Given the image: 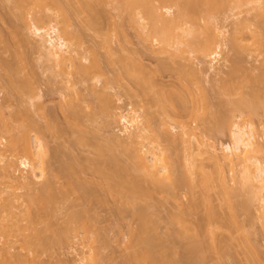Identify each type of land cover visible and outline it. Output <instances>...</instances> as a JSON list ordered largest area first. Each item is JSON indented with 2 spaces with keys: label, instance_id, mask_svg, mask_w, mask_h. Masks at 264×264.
Instances as JSON below:
<instances>
[{
  "label": "rangeland",
  "instance_id": "obj_1",
  "mask_svg": "<svg viewBox=\"0 0 264 264\" xmlns=\"http://www.w3.org/2000/svg\"><path fill=\"white\" fill-rule=\"evenodd\" d=\"M2 1L4 0H0V5L5 2ZM108 3L106 4L104 1L103 4V2H101V7L99 5V9H102L100 14L102 13L103 17L101 18L99 15V20L97 18V21L94 19V21H96L94 24V21L92 20V26L84 24L89 17L88 12L84 11L78 15L72 14L70 19L71 26L68 27V29L73 31L76 30L80 34V36H78V38L80 37L78 40L80 45L77 47L72 46V49H75L76 51L74 56L79 58L85 65L89 64V60L90 62L91 60L93 62V59H97L100 62L101 68H98V71L97 69L93 70L92 68V74L93 72L95 73L92 77V89H95L106 96L108 107L107 113L100 110V101L93 91L91 93L89 83L79 81V78L76 75H56L60 67H54V61H46L38 51L36 52L35 41L28 33L26 26L20 22L19 15L16 16L18 11L14 12L10 10L9 12L8 9L6 11L1 7L2 5L0 6V223L2 224L0 230L5 227L4 225L9 224L7 228H4V230L6 229L4 232L3 230L0 231V264H8V262H10L9 264H15L18 262L19 257L16 262L14 261L15 259L13 260L15 253L17 256L19 254L22 255L26 262L28 259H30L29 261L31 262L33 261L31 259H34L35 264H124L128 250L130 252L129 245H131L134 240L132 235L136 231L134 233L132 232L137 229L136 226H138L139 223L138 208L147 206L146 204L151 207L148 206L150 208L148 217L153 221H151L152 223L149 228L154 225L151 229L154 228V231L157 233V237L155 235L154 238H156H153L154 240L152 242L154 243L152 245H155L154 254L157 259H173L172 261L177 259V261H180V263L178 261L177 264H196L197 262L199 263L200 260H202L201 264H264V220L261 216L264 213V209L260 208V202L257 201V197L264 198V189L260 190V186H258L260 183L257 181H254L252 188L250 187L251 185L248 187L246 184L244 185L246 186L244 188L242 185L244 180L240 181V179H242L240 174L242 171L240 160L238 161L234 159L230 164H227L222 160L221 152L223 147L231 142L228 122L222 126L224 130L220 133H215L213 130H208L207 132L206 129H203L202 131V128H204V126L206 127L208 123L212 127L214 125L216 127L217 122L218 125L221 123H219L220 121H218L213 113H207L203 105L201 108V104L198 103L199 101H196V96L198 95L197 92L194 91V95L197 94L196 96L193 95L194 100L196 99V103H193L194 105L191 113L189 112L188 115L184 114L185 116L181 114L182 116L180 115L178 118L173 119L175 120L173 122H190L192 127H195V124H201L200 126L198 125L200 128L196 130V137L184 135L182 138L184 141L186 139H188V142L191 141L192 148L189 149L186 147L187 141L186 143H181L180 140L177 139L174 145L160 143V146L156 149L155 147L152 148L153 141L155 140L154 138L147 139L146 136H144L143 139H139L142 145H145V148H147L149 144H152L147 149L151 147L149 150L151 151V149H153L152 151L162 159L158 166H168V171L172 172V175L168 178L169 180H175L176 178H178L179 181L184 180V183L181 182L183 183L181 184L182 186L179 185L180 182H177L179 188L177 186V190H175L176 193H173L174 195L176 194L175 196L173 195L171 197L163 191L154 192L152 190H148L149 197L144 199L130 198L125 193L118 195L114 189L107 188V180L94 171L93 164L92 168L91 166L89 167L86 165V161H88L87 159L92 158L95 161L101 162L108 158V154L98 153L97 148L99 146H103V148L108 146L107 148H110L111 152L121 161L127 160L128 148L130 146L126 144L129 140L127 139L126 142L124 128L117 121L120 114L130 112L129 104H131L132 110L137 112L136 115L139 114L142 121L148 118L147 108L143 99L141 97L138 98L133 95H128L126 90L128 80L125 73L124 58L126 56V51L128 50L127 40L129 39L132 42V48L134 51L140 48V44L135 31H131L129 28L127 29L128 24L124 19L125 16L124 18H120V16L118 17L117 13L119 11H117L116 8H113L114 5L112 3L113 6L110 2ZM6 6L4 4L5 8H7ZM30 8H27L26 11L29 12ZM53 8L50 6V10L46 11L52 19L49 20L50 22H47V20L45 22V20H43V24L42 22L39 24L41 28L47 29L52 24L57 26L58 29L62 27L61 22V24H58L59 19L57 20L58 16ZM250 8L252 9L250 5L243 6L238 15L235 14L236 12L225 13L223 14L224 16L222 15L223 17L219 16V19H215V22L212 23L213 32L217 36L216 40L220 45V55L218 56V61H216L215 66H220V68L223 66L222 68H225L224 64L225 66L226 64L228 65L225 60L228 59L227 57L230 55L232 56V54L229 53V47L226 46L229 44L227 41L230 40L229 37L232 35L231 32L232 30H235L234 28H236V24L239 21L243 20L245 23H251V21H253V18L251 19L250 17H254V13L258 12V10L256 9L257 11L254 12V10H251ZM100 10L97 9L96 11L98 12ZM104 12L105 14H103ZM27 13L25 14L27 15ZM29 13L28 15L31 17L33 10H31L30 14ZM14 16L18 17V19L14 18ZM30 17H28V19ZM33 19L34 18L31 20ZM120 26H123L121 27L122 31L123 28H125L124 38L119 32L121 31V28L119 29ZM14 28L15 31L18 29L22 34L27 35L30 43L27 44L24 42L25 45H22L21 41L23 43V40L19 42V39L14 36L18 34H15V31V33L12 32ZM20 32L19 35L21 34ZM11 33H14V35L12 34L13 37L11 36ZM248 34L249 32H247V35L244 34L241 40L242 44L247 46L246 51L243 54V60L240 58V65L243 66L241 67V70L244 68L242 71H244L243 73L245 74L250 70V72L253 70V73H257L262 63L264 64L263 50L256 42V38L250 37L251 35ZM75 43V45H77L76 40ZM232 57L233 59L235 58V56ZM82 58H87V60L84 61ZM174 61L186 63L183 59L179 61L178 58H175ZM5 63L11 65L13 69L18 66V68H20V65L21 67L22 65L25 67L26 71L22 70V67V71L19 73L21 74L22 72L24 77L25 75L29 76L26 78L35 79V83H33V79L31 81L33 83V93L35 94H32L30 89L29 92L28 86L25 83L27 81L22 82L25 78L21 76L22 74L20 75L21 78L18 73L17 75L22 79L19 80L21 82H19L20 86L22 88L24 87L22 90H24L25 93H23V91L21 92L20 86L18 91L20 90L19 92L21 93H17V89H14L13 92L11 91V88V92L9 93L11 95L7 93L9 92V87H6L7 80L3 71V64ZM143 63L150 68L154 67L155 64L153 61L147 59H145ZM206 66V64H201V67L203 68ZM245 69H247V71ZM67 70L70 71V69ZM27 71L29 74L32 73L33 77L32 74L29 75ZM243 73L241 74L243 75ZM201 76L203 87L211 90L212 85L215 84L214 81L212 84L213 76L210 73L205 72V70L201 73ZM19 77L16 79H19ZM174 77L176 76H173V78ZM64 79H68L71 82L65 84L63 81ZM168 79V77H164L163 80L166 81ZM27 84L29 85V83ZM259 88L262 99L261 101H264V82ZM209 91L207 92L209 93ZM5 94H8V96ZM33 95L34 99H29V97H33ZM5 96L9 98L6 99ZM217 97L219 98L220 96ZM218 98H213L212 100L213 104H216L217 106V110L213 111H216L218 115L227 114L229 117L230 115L232 117V112H228V108H230L228 107L229 105H224V107L222 105L227 97L221 96V98H219L222 99L221 101ZM70 100L73 101L75 105H78V108L76 107V110L78 109V111L75 117H72L64 106L65 102ZM217 101L221 102L222 106H218L219 103ZM33 103L35 104L33 105ZM25 107L33 113V117H31V115L29 116L30 112L23 109ZM19 110H25V112L23 111V115L22 111ZM38 110L40 111V114ZM18 112H20L21 115H18ZM259 112H261V114ZM259 112V116L258 114L256 115L257 117L250 116L252 119L249 120L253 127L252 130L254 129L255 141L259 147V151H257L258 148H252L247 155L264 164V113H262L261 110H259ZM41 113H44L43 117H41ZM234 114L236 115L237 113L233 112V115ZM27 115L30 118L25 117ZM156 115L159 116V113H156ZM242 116L245 115L243 114ZM233 118L232 120L235 121ZM247 118L249 119V117ZM29 119L33 122V128L28 125L30 123ZM241 119L242 118L238 119L236 122L239 123L240 126L244 123V125H246L248 121H243ZM73 122L75 123L73 124ZM4 125L6 128L9 127V133H4ZM164 126L168 130H171L169 123ZM171 131L175 138H178V129ZM198 131L202 133L199 135ZM15 137H17L19 142H27L29 147H31L30 150H32V152L37 148V140L38 142L40 141L42 146H44V153L46 155V158L45 155L44 158L47 160H45L47 168L44 167V175H41L38 171H34L37 174L35 175L36 177L39 175V179H35L36 177L33 178L34 175L32 176L29 169L26 170L20 167L19 161L26 156L22 153L24 151H21L22 143H20V145L16 142L17 139ZM114 137L124 139L123 142H120L124 144L117 145V142H114ZM10 139H13V142L18 143V146L15 144L16 149L13 148L12 150L8 147L10 146ZM23 139L24 141H21ZM78 139L80 141L82 140V143L80 142V144H77ZM84 140L86 141V144L83 143ZM214 155H216L217 159L213 158ZM65 161L67 162L65 163L66 166L68 163L70 166H74L73 168L67 166L72 168V171L69 170V168H64L66 166L63 167L62 163ZM49 164H51L52 167ZM9 165L11 167H9ZM59 165H62L64 169L69 170V174H73L74 172L72 179L70 180V177L68 178L71 182L68 181V179L66 180L63 171H59V169L56 168L60 167ZM197 166L202 167L204 172L210 174L212 178V183L211 181H209L210 183L208 182L210 185L205 184L206 182H203V179L201 180L203 177H200L201 173L198 171ZM49 168L51 171L54 169L57 170V175L60 174L59 176H62V180L65 179L67 183L69 182L68 186L66 182L64 183L60 179L58 180L57 177L53 175L54 173H51ZM63 168L60 170H64ZM171 168H175L174 171H172L173 169ZM35 170L38 169L35 168ZM218 173H221L225 178L226 184L223 187L224 191H222V186H220V182L218 181ZM40 175L42 177L44 176L45 181L49 180V183H52L51 185L56 189H54V195H57V192L60 193V190L62 189L65 191L66 196L65 194L64 196L63 194L57 195V198H53V200L56 199L54 202L53 200H50L53 204L50 203L51 206L49 204L48 206L50 207L47 209L38 204L39 202L36 203L40 205V208H38L39 206L28 205L30 202L27 203V205L30 206L28 208V206L25 205V203L29 201L26 199L27 196L32 194V191L34 193V190H32L34 187L35 190L39 188L40 182L41 186L44 182ZM13 177H20V179L25 177L27 180L24 178V180H22L24 181L23 184L20 181L19 183L25 185V182L31 181L33 182L32 184L31 182L29 183L31 184V188H25L28 184L24 187L16 184V180L13 181ZM168 179L162 180H167V182L162 183L163 186L168 183ZM189 179H193L192 183L195 184H192V187L187 184ZM38 180L40 181L38 182ZM73 180L76 181L77 185L80 184L79 190L77 189L79 185L74 186L75 182L72 184ZM194 181H200L201 183L197 184V182L195 183ZM46 183L48 182L46 181ZM171 183L169 182V184ZM70 184H72V186H70ZM144 186L146 185L144 184ZM163 186L162 189L164 188ZM81 187H83V190H81ZM249 188L251 190L253 189V192L256 193L255 197L252 196V194H249L251 191L248 193ZM89 189H91V191H88ZM38 191H36L37 194ZM225 192H227V194ZM33 196L34 195H32V197ZM32 197H30V201H32ZM226 197H228L227 201ZM45 203L43 205L47 206L48 202L46 201ZM242 205L245 208L242 207ZM32 206L36 208L34 209ZM261 210L263 212L262 214ZM180 211H185L184 215L182 214L180 216L185 217L189 215V217L185 218V226H188V228H185L186 230H183V232V227L178 226L179 224L174 225L169 219V216L172 218L170 215L172 212L176 215ZM28 212L29 215L33 217H28L30 221L32 220L31 222L26 220L28 219L26 218ZM185 213L187 215H185ZM209 217L211 219L210 223H208L209 221L207 222ZM26 222L29 225H27ZM25 224L27 228H24ZM83 224L86 226H82ZM198 224H200V228L203 230L202 234V231H198L200 229L198 228ZM19 225L21 227L23 226L22 232L18 231L21 229ZM13 226H17L18 230L17 228H13L14 231H12L11 227ZM8 227L10 229H8ZM83 227L86 232L83 231ZM208 227L213 229V235L209 232L211 230H209ZM149 228L148 230L150 231L151 229ZM9 230H11L12 233L10 235ZM35 231H39V235ZM205 231L206 233H209L207 235H210V237L212 235L213 239L207 236ZM1 232H3V234L6 232L8 234L5 235L9 236H2L3 234ZM197 232L200 233V236L198 235L195 237L194 235L198 234ZM33 233H35V235L37 234V236L40 237V240L39 237L37 240L33 239ZM30 236L34 242L31 241ZM35 237L36 236H34V238ZM28 238L31 242H27H30L31 246L28 244L25 245V240ZM210 239H212V241H210ZM198 243L203 244V248L198 250V252L196 250V255L194 256L196 258L197 254L198 256L200 255L202 259L199 261L193 257V253L188 254V249H193ZM6 247L11 255H13L12 259H10L11 261L13 260L14 263L11 261L6 262V259H9L10 255L8 257L6 255V259L3 257L2 254L5 252L4 249ZM250 248L251 250H254L255 255L259 258H256L259 260V263L257 260L254 263L250 260V255H246V252L249 254ZM192 249L189 252H191ZM94 253L98 254V256ZM92 254L95 255L93 256L95 259L92 261L94 263H90ZM23 257H21L22 260ZM96 257L101 260H98ZM190 258L195 260H192L191 263ZM254 258L253 260L255 261ZM196 260L197 262H195ZM28 262L27 264H30Z\"/></svg>",
  "mask_w": 264,
  "mask_h": 264
},
{
  "label": "bare ground",
  "instance_id": "obj_2",
  "mask_svg": "<svg viewBox=\"0 0 264 264\" xmlns=\"http://www.w3.org/2000/svg\"><path fill=\"white\" fill-rule=\"evenodd\" d=\"M4 1L2 2H4L5 6L8 5L9 3V5L6 6L7 8L4 7L3 3L1 4L2 6L1 5L0 6L4 8L6 11L7 9L9 12L10 10L14 12L18 11L17 15L16 14L15 15L16 16L19 15L20 22H22L26 26L28 33L35 41L36 52L38 51V53H40V55L46 61H54V67H60L56 75H67V76L76 75L79 78V81L89 83L91 93L93 91V93L97 95V98L100 101V108H101L100 110L106 113L108 112L106 96L103 93L95 89H92L93 88L92 77H93V74L95 75L94 72L92 74V68L93 70L97 69L98 71L101 68L100 62L97 59L95 60L93 59V62L92 60L91 62L89 60V64L85 65L80 61L79 58L74 56V53L76 51L75 49H72V46L77 47L78 45H80V42L78 41L80 38V37L78 38V36H80V34L75 29H74L75 31L68 29V27L71 26L70 19L72 17V14L78 15V14H81V12L83 13L84 11H87L89 17L88 19H86L85 21L86 23L84 22V24L85 25L87 24V26L88 25L92 26V22L94 21V19L97 18L99 20V15L101 18L103 17L102 13L100 14L102 9L101 10L99 9V5L101 4V2H103L104 4V1H105L106 4L108 2H110V4L112 3L114 5L113 8H116V10L119 11L117 13L118 17L120 16V18H124L125 16L124 19L128 24L127 29L129 28V30L131 29V31H135L136 37L140 44V48L134 51V49L132 48V45H133L132 42L129 39L127 40L128 50L126 49L127 50L126 56L124 58L125 73H126V77L128 80V86L126 90H127L128 95H131V96L133 95L138 98L141 97L143 99V102L147 108L146 110H147L148 118L142 121L141 120L142 118L139 117V114L136 115L137 112L132 110L131 104H129L130 106L129 113L120 114L118 116L117 122L121 124L124 128V132L126 133L125 134L126 142H127V139L129 140L128 141L129 143L127 142L126 144L130 146L128 148L127 160L121 161L118 157H116L111 152L110 148H107L108 146L104 148L103 146H99L97 148V151L99 154H108V158L106 160L98 162V161L93 160L92 158L87 159L88 161H86V165L89 167L91 166L92 168V164H93L94 171L102 175V177H104L107 180V183H106L107 188L114 189L118 195L125 193L127 194L128 197L134 198V199L148 198L149 197L148 190H152L154 192L163 191L164 193H167L169 196L172 197L174 195L173 193H176L175 190H177V186L178 188H179V185L182 186L181 184L184 183V180H181L179 178L181 180L179 181L178 178L175 179V177L174 179L176 181L173 179L169 180L168 178L170 177V175H172L171 174L172 172L168 171V166L166 165L162 167L158 166V164L160 163L162 159H160L159 155L155 154L152 151L153 149H151L152 152L149 150L151 147L147 149L152 144H149V146L145 148V145H142L139 139L141 138L143 139L144 136H146L147 139L154 138L155 140L153 141L152 148L155 147L156 149L158 148V146H160V143H165L166 145H170V144L174 145L177 139H179L181 143L183 142L186 143L187 141L186 147L189 149L192 148L191 143H190L191 141L188 142V139L184 141L182 138L184 135H190L194 137L196 130L200 128L199 126L201 124L200 125L195 124V127L194 126L192 127L190 125V122H182V123L173 122L175 121L173 119L178 118L181 114L188 115L189 112L191 113V111L193 110L192 109L194 105L193 103L194 102L196 103V101L197 102L199 101L198 103L201 104V108L203 105L207 113H210V114L213 113L214 116L218 119V121H220L219 123L221 124L223 123L222 125L221 124L218 125V122H217L216 127L215 125L212 127L208 123L206 127L204 126V128H202V131L203 129H206L207 132L208 130L210 131L213 130L215 131V133H220L222 132V130H224L222 126L225 125L226 122H228V128H229L228 130L230 131L229 135L231 139V142H230L231 144L229 143L223 147V150L221 152L222 160L227 164L232 163L234 159L238 161L240 160V164L242 166V169H241L242 171L240 173L242 179H240V181L244 180L242 182V185L244 188L246 186L249 187L250 185H251L250 187L252 188V186L254 185V181H257L258 183H260V185H258L260 186L259 187L260 190L264 189V164H262L259 160H256L247 155L249 151H251L252 148L254 149L258 148L257 151H259V147L255 141V135L253 131L254 129L252 130L253 127L251 125V121L249 120L252 119L251 117H257L256 116L257 114L259 116L261 114L259 110H261L262 113H264V101H261L262 99L260 96L261 94H260V88H259V86L262 85V83L264 82V64L262 63L257 73L256 72L253 73V70L252 72H250L251 70L247 71V69H245L247 71L246 74L243 73L244 71L242 70H244V68L241 70V67L243 66L240 65V58L243 60V54L245 53L246 48H247V46L242 44L241 40L244 34L247 35V32H249L248 35H251L250 37L256 38V42L259 44V46L264 52V0H4ZM247 5H250L252 9L254 10V12L257 10L258 12L254 13L255 14L254 17H250L251 19L253 18L252 19L253 21H251V23L250 22L245 23L243 20H241L236 24V28H234L235 30L234 31L232 30L231 32L232 35H230L231 37H229L230 40L227 41V43L229 44H227L226 46L229 47V48L227 47L229 49L228 51H230L229 53L232 54V56H235V58L233 59L231 55L227 57L228 59H226L225 61L226 63H228V65L226 64L225 66L224 64L225 68H222L223 66L221 68L220 66L219 67L215 66L216 61H218L217 60L218 56L220 55L219 54L220 45H219V42H217L216 40L217 36L213 32L212 23L215 22V19H219V16L223 17L224 16L223 14L228 13V12L230 13L236 12L235 14L238 15L242 7L247 6ZM50 6H52V8L55 7L53 9L56 10V11L54 10V12L58 16L57 20L59 19L58 21L59 23L58 22L56 23L58 24L62 23V27H60L59 29L57 28V26H54L53 24L50 25L49 28L47 29L41 28L39 26L41 22L43 24V20H45V22L46 20L47 22H50L49 20L52 19L51 16H49L46 13V11L50 10ZM27 8H30V11H29L30 13H31V10H33V14L31 15V17L34 18L33 20L35 21L31 20L32 18L30 17V15H28L29 12L26 11ZM97 9L100 11L97 12L96 11ZM25 13H27L28 16ZM103 14H105V12ZM28 17H30L29 18L30 20L28 19ZM14 18L18 19V17H15V16ZM96 21H94L93 24ZM122 21L124 20L122 19ZM121 27L123 26H120L119 29ZM124 29L125 28H123V31H122V28H121L120 29L121 31H119L120 34L123 35L122 36L123 38L125 35ZM17 30L18 29H16L15 31V28H14L12 32L15 31L16 33L15 32L14 33L18 35H14V33H11V36L12 37L13 35L16 36L19 39V42L23 40V43L21 41L22 45H25V43L27 44L30 43V40L27 37V35L22 34L20 30H18L21 33L20 34L21 36H20ZM75 32H77L79 35ZM19 36L22 39H20ZM75 40L77 41V45H75L76 44ZM175 58H178L179 61L183 59V61H185L186 63H182L181 61L175 62L174 61ZM82 59H84V61L87 60V58H82ZM145 59L153 61L155 63L154 67L150 68L149 66L145 65L143 63ZM201 64H206L207 66L203 68L201 67ZM18 67L13 69L11 65L9 64L7 63L3 64V69H4L3 71L6 77V80H7L6 87H9L8 88L9 92L7 93L9 94L11 91L14 92V89H17V93H18L20 91V90L18 91V89H20L21 87L20 86L21 82L19 80H22L21 78L23 77L25 78V80L23 79L22 82L27 81L25 83L28 86V90L30 89L32 94H35L33 93L34 92L33 83H35L34 81L35 79L32 78L33 79V83H32L31 82L32 79L26 78L29 76L25 75L24 77L23 76L24 74H22V72H21L22 75L19 73L20 71L25 70V67L22 65L23 67L22 70H21L22 68L21 65H20V68ZM67 69H70V71ZM204 70L205 72H208L213 76L212 84H213V81L215 84L214 85L211 84L212 85L211 90L209 88L206 89V87L205 88L203 87V81H201L202 80L201 73ZM17 73L19 76L21 75L22 77L20 76L21 77L20 78L17 75ZM241 73H243V75ZM16 75L17 77H19V79H16L17 78ZM173 76H176V77L173 78ZM32 77H33V74H32ZM164 77H168L169 79L164 81L163 80ZM15 80H17L18 83ZM63 81L65 84H68L69 82H71L68 79H64ZM27 83H29V85ZM10 88H11V91H10ZM22 89H24V87L23 88L21 87V92L23 91V93H25L24 90ZM208 89L211 92L214 90L212 92L213 94ZM194 91L197 92L198 95L197 94L194 95L195 93ZM207 91H209V93ZM8 94L7 95L5 94V95L8 96ZM193 95L198 96V97L196 96V99H197V100L195 99L196 101L194 100ZM6 96H5L6 99L9 98ZM217 96H220L219 98H221V96L227 97V99H225L226 101L225 102L223 101V104L219 101L217 102L219 103L218 106L223 105L224 107V105L225 106L229 105L228 107L230 108H228L229 110L228 109L227 110L228 112L229 111L232 112L231 113L232 117L230 115L231 119L227 114L226 115L224 114L225 116L219 114L221 116L220 117L218 113H216V111H213V110H217L216 109L217 106L216 104H213L212 100L213 98L215 99L218 98ZM30 98L34 99V95L33 97H29V99ZM219 100L221 101L222 99H219ZM34 104L35 103H33V105ZM64 106H65V109L70 113V115L72 117H75L78 111V109L76 110V107L78 108V105H75L73 101L70 100V101H66ZM23 109H26L28 112H30L29 109L26 107ZM19 111H22V110H19ZM23 111L25 112V110ZM23 111H22V115H23ZM41 111H42V108H41ZM233 112L237 114L236 115L234 114L235 115L234 116ZM18 113H17L18 115H21L20 112ZM156 113H159V116H157ZM32 114L33 113L30 112L29 116L31 115V117H33ZM39 114H40V111H39ZM41 114H42L41 117H43L44 113H41ZM243 114L246 117L242 116ZM18 115L17 117L20 120ZM25 117H28V115ZM247 117H249V119ZM232 118L235 119V121L232 120ZM240 118H242L241 120L243 121H248L246 125H244L245 124L244 123L242 124L244 126L242 125L240 126V124L236 122ZM244 118H247L248 120ZM31 122L32 121L30 120V123L28 125L29 127L33 128L34 127L33 122L32 123ZM74 123L75 122H73V124ZM167 123H169V127L171 130L175 131L178 129L179 131L178 138L177 137L175 138L171 130H168L167 128H165L164 125H167ZM3 128L5 131L4 133H9L8 131L9 127L6 128L4 125ZM200 133L202 132H199V135ZM204 133H205V130H204ZM15 138L17 139V137ZM80 138L83 139L82 137ZM79 139L77 140L78 141L77 144L78 143L80 144V142L82 141V140L80 141ZM113 139H114V142L115 141L117 142V145L124 144V143H120V142H123L124 140L122 138L118 139L114 137ZM10 140L12 142L10 141V146L8 147L11 148L12 150L13 148L16 149L15 144H17L16 146H18V143L19 144L22 143V145L20 144L22 147L21 151H24L22 153L26 157L19 161L20 167L26 170L29 169V171H31L32 173V176L34 175L33 178L36 177L35 175H37L36 174L37 171L41 175H44L43 174L44 167L47 168V166L45 165L46 155L44 153L45 152L44 146H42L40 141L38 142L37 140V143H38L36 146L37 148L35 147L36 148L35 151L32 152V150H30L31 147H29L27 142H19L17 139L16 142L18 143H15L13 142V139H10ZM21 141H24V139ZM83 143L86 144V141L84 140ZM44 155H45V158H44ZM213 158L217 159L216 155H214ZM63 163H62L63 167L66 166L65 163L67 162L65 161ZM46 164L48 165L47 162ZM49 165L51 166V164ZM62 165L61 166L59 165L60 167H56V168H58L59 171H63V175L66 178V180L69 177L71 180L72 177L74 176V172L73 174H69L70 173L69 170L72 171L73 170L72 168L74 166L73 165L70 166L68 163L67 166H70L72 168H69L67 166L64 167V168H69V170H67V169H64ZM199 166L197 167H198V171L201 173L200 177L201 176L203 177L201 178V180L203 179L202 181L206 182L205 184H209L210 183L209 181H211L212 183V178L210 174L207 172H204L202 170L203 168ZM9 167L11 166L9 165ZM35 168H37L38 170H35ZM62 168L64 170H60ZM171 169H173L172 171H174L175 168H171ZM51 173L52 174L54 173L53 175H55L58 180L60 179L64 183L66 182L65 179L64 180L61 179L62 176L60 177L59 176L60 174L57 175V170L54 169L53 171H51ZM38 177H36L35 179L40 178ZM217 177H218V181L220 182V186H222L221 189H223V187L226 184L225 178L221 173L220 174L218 173ZM24 178L25 177H23L22 179H20V177L19 178L13 177V181L16 180L15 181L16 184L21 185V183L23 184L24 182L22 181L24 180ZM42 178L44 180V176ZM164 179H168V183H166L167 185L164 184L165 186L162 185V183L167 182V180L162 181ZM25 180L27 179L25 178ZM40 180H38V182ZM70 180L68 179V181ZM142 180H143V183L147 187L144 186V184L142 183ZM189 180L187 181L188 183L187 182L185 183H187L189 186L191 185L192 187L193 186L192 184H194L192 183L193 179L192 180L189 179ZM19 181L21 183H19ZM46 181L48 183H46ZM46 181L44 180L45 183L43 182L42 186L40 182V186L36 190L34 189L35 187L32 189L34 190L35 194L32 191V194H30L31 196L30 195L29 196L32 197V195H34L32 197L33 202L30 201L31 198L26 195L27 196L26 199L29 201L25 199L27 201L25 205H27V203L30 202V204H28L30 206L34 205L37 207L39 206L38 208H40V205H41L43 208L47 209L48 207L51 206L50 203L53 204V202L56 200V199L53 200V198H57L58 197L57 195L63 194L64 196L65 194L66 196L65 191L62 189L61 190L64 192L60 190V193L57 192L56 193L57 195H54L55 193L53 192L55 188H53V186L51 185L52 183H49V180H46ZM200 181L198 182L194 181V182L195 183L197 182L198 184V183H201ZM30 182L31 181L29 182L27 181L24 184L25 185L28 184V185L26 186L21 185V186L23 187L25 186V188L27 187L28 189H30L31 188L30 185L33 183L31 182V184H29ZM73 182H75V184ZM169 182L170 183L173 182V183L169 184ZM177 182H180V184L178 185ZM68 183L66 182L67 186H68ZM72 184H74V186L79 185L77 188L79 190L80 184L77 185L76 181L74 180L72 181ZM72 184H70V186H72ZM245 184L246 186H244ZM162 186L164 187L163 189H162ZM81 190H83V187H81ZM36 191H38V194ZM88 191H91V189H89ZM222 191H224V189ZM252 192H253V189L251 190L249 188L248 193L252 194V196L255 197L256 193L255 192L252 193ZM225 193L227 194V192ZM228 197H226V201L228 200ZM50 200H53V202H50ZM250 200H251V196H250ZM46 201L48 202L47 206H45ZM257 201L260 202V208L264 209V198L257 197ZM36 202L37 203L39 202L38 204L40 205H38ZM44 203L45 205H43ZM49 204L50 206H48ZM146 205L147 206L138 208L139 223H138V226H136L137 229L135 228L136 230L132 232L134 233L136 231L133 234L134 236L131 234L134 240L132 239L133 243L129 245L130 252L128 250L127 255L125 257L126 260L124 261V264H174V263L177 264V262L179 261V260L177 261V259L176 260L174 259L175 261H172L173 259L159 260L155 256L154 254L155 245L153 246L152 244L154 243L152 242L157 237L156 235L157 233L154 231V228L151 229L154 225L149 228V226H151V223L153 221L149 219L150 217H148L149 212H150L149 209L151 207L148 204ZM243 205L246 206L245 204ZM243 205L242 207H244ZM30 206H28V208ZM184 212L185 211L183 212L180 211L176 215H174V212H172L171 214L169 213L172 216V218H170L169 216L170 222L171 223L173 222L174 225L179 224L178 226L183 227L182 232L183 230L184 231L186 230L185 228H188V226L187 227L185 226L186 225L185 218L189 217V215L185 217L180 216L182 214L184 215ZM262 213L263 212L261 210V214ZM185 215L187 214L185 213ZM29 216L30 215L28 212V216L26 215V218H28ZM261 216L264 220V213ZM29 218H33V217L30 216ZM29 218L26 220H29V222H31L32 220L30 221ZM208 219H207V222L209 221L208 223H210L211 221L210 217ZM26 224L24 228H27ZM8 225L9 224L4 225L5 227H3L2 229L3 232L6 230V229L4 230V228H7ZM198 225H197L198 228H200V224ZM0 226H2V224ZM82 226H86V225L83 224ZM19 227L21 228L19 230L17 226L15 227L13 226L11 228H12V231H14L13 228H17L18 231L22 232L23 226L21 227L19 225ZM148 228L151 229L150 231L152 232H150ZM208 228L209 230H211L209 232H211L213 235V232H214L213 229H210V227ZM8 229L10 228L8 227ZM83 231H85V228ZM198 231L199 232L202 231L201 234L203 233V230H201V228ZM3 232L1 233L3 234ZM9 232H10L9 235L12 234L11 230H9ZM35 232L37 234L39 233V231L38 232L35 231ZM199 232H197L198 234H195L194 236L195 237H197L198 235L200 236ZM5 234H8V233L5 232L2 236H4ZM37 234L36 235L35 233L32 234V236L33 235L36 236L35 238L33 236V239L37 240V238L39 237L37 236ZM207 234L209 233H206V235ZM9 235H5V236L8 237ZM155 235L156 237L154 238ZM212 235L211 237L210 235H207V236L212 238L213 237ZM28 239L25 240L26 241L25 245L27 244L30 245L31 241L34 242L32 238H31V241L30 239L29 240ZM212 239H210V241H212ZM39 240H40V237H39ZM27 241H30V242H27ZM199 244H202V243H198L197 244L198 246L195 245L193 249L190 247L192 251L189 252L191 249L190 250L188 249V254L193 253L194 254L193 257H194L196 255V250L198 252V250H201L203 248L202 247L203 244L202 245H199ZM4 250L5 252H3V254L1 253L3 257H5L6 259L10 255L11 257L9 256V259L10 258L12 259L13 255H11L10 251L7 250V247ZM14 255L15 256L13 257V260L15 259L14 260L15 262L17 258L19 257L18 259L19 261L16 262L17 264L19 262H20L19 264H23V263L27 264V262L30 260L28 259V261L26 262L22 255L19 254L17 256L16 253ZM95 255L98 256V254H95ZM95 255L92 254L90 263H94L92 261H94L95 257L93 256ZM246 255L247 256L250 255L249 257L251 259L250 258L249 259L253 261L254 263L256 262V260L259 263V260H258L259 258L257 257V255H255L253 249L251 250L250 248L249 254L246 252ZM252 256L253 258L256 256L254 258L255 261L253 260ZM21 257H23L24 262L21 259ZM96 258L98 259V257ZM7 259H6V262L11 261V259L10 260L9 259L7 260ZM195 259L199 261L200 259H202V257L200 255L198 256L197 254V257ZM13 260L11 261L12 263H14ZM31 260H33L32 262L33 264H35L34 259H31ZM192 260L193 258L190 260L191 263H192ZM197 260L195 262H197ZM32 262L29 261L28 263L32 264ZM201 262L202 260L199 261L200 264ZM9 263L10 262H8V264Z\"/></svg>",
  "mask_w": 264,
  "mask_h": 264
}]
</instances>
